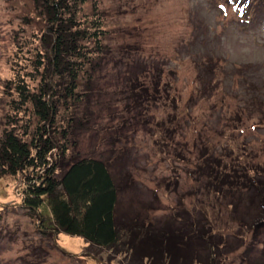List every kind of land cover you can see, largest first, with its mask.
Returning a JSON list of instances; mask_svg holds the SVG:
<instances>
[{
	"label": "rangeland",
	"instance_id": "374dc122",
	"mask_svg": "<svg viewBox=\"0 0 264 264\" xmlns=\"http://www.w3.org/2000/svg\"><path fill=\"white\" fill-rule=\"evenodd\" d=\"M36 1L0 0V139L42 124L19 82L47 91L58 106L59 142L68 134L73 153L109 158L117 175L135 181L122 192L120 213L133 208L158 223L191 209L224 233L225 264H264V197L252 201L238 180L224 193L206 187L209 167L234 181L264 179V0H88L79 18L88 25L100 13L104 51L96 52L92 85L75 91L81 102L35 69L50 27ZM28 180L26 172L0 178V264H134L54 233L45 202L43 219L23 207Z\"/></svg>",
	"mask_w": 264,
	"mask_h": 264
},
{
	"label": "trees",
	"instance_id": "16d2710c",
	"mask_svg": "<svg viewBox=\"0 0 264 264\" xmlns=\"http://www.w3.org/2000/svg\"><path fill=\"white\" fill-rule=\"evenodd\" d=\"M87 2H35L39 15L47 16L50 25L49 35L46 32L41 35L46 51L39 49L40 58L35 69L45 79L54 81L57 77L63 81L65 97L72 96L78 102L83 97L75 92L76 89L81 82L85 88L92 85L90 81L94 79L95 66L100 58L96 57V52L104 51L105 30L100 13L88 25V21L79 18ZM22 83L16 86L18 94L24 102L33 103L42 124L34 132L26 130L24 134L28 138L13 129L3 133L0 139V178L26 172L29 180L24 186L23 207L40 212L43 219V211L38 209L45 202L51 211L54 233L81 237L89 246L109 249L110 253L124 255L127 262L134 264H225L220 250L229 244L224 233L213 230L207 216L203 218L206 221L201 222L191 209H181L157 223L145 221L138 211L132 215L133 208L120 213L122 192L125 187L133 186L135 181H130V175L125 179L117 175L109 158L105 160L73 153L68 134L63 135V143L59 142L55 126L57 104L46 98L49 92L32 90ZM131 83L134 89L138 88L136 81ZM140 96L146 98L147 95L141 93ZM141 101H135L134 107L142 106L145 101ZM49 127H52V132ZM213 170L214 173L208 168L210 183L205 185L209 189L213 186L216 192L224 193L229 191L230 184L236 186L238 180V190L254 192L252 201L264 197L263 178L243 174L234 181L218 166ZM227 184L228 189L224 190L223 185ZM258 209L261 220L264 218L263 200ZM2 220L0 212V224ZM198 248L206 249V255L201 254Z\"/></svg>",
	"mask_w": 264,
	"mask_h": 264
}]
</instances>
